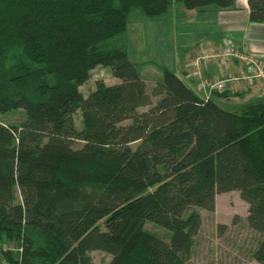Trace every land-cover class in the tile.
<instances>
[{
    "label": "trees",
    "instance_id": "1",
    "mask_svg": "<svg viewBox=\"0 0 264 264\" xmlns=\"http://www.w3.org/2000/svg\"><path fill=\"white\" fill-rule=\"evenodd\" d=\"M234 2L0 0V113L23 114L0 122V264H98L93 251L110 256L103 264H187L199 209L229 191L247 204L264 264V97L222 107L224 89L205 99L202 77L196 92L162 68L151 104L123 40L133 11ZM247 6L249 21L264 23V0ZM98 66L119 82L96 80L83 95Z\"/></svg>",
    "mask_w": 264,
    "mask_h": 264
},
{
    "label": "rangeland",
    "instance_id": "2",
    "mask_svg": "<svg viewBox=\"0 0 264 264\" xmlns=\"http://www.w3.org/2000/svg\"><path fill=\"white\" fill-rule=\"evenodd\" d=\"M172 26V8L167 14L156 18L143 17L136 10L131 14L127 30L123 36L129 59L138 63L140 67L141 77L146 85V94L151 104H154L160 97L156 92V83L161 75V69L176 70V68H173L174 64L172 61L173 57L176 56V50L178 46L180 47V43H175L177 33L172 29ZM223 48L221 49L223 50ZM221 51L211 54L204 52L202 55L207 56V62L213 59L219 65H225L230 61L231 57H227L226 61L216 57V55L221 54ZM238 52L243 53L244 51L238 50ZM212 54L214 58L211 57ZM240 55L247 56L242 59L237 57L243 62V68L240 72L225 77L215 75L213 77L228 79L233 76L239 77L241 74L245 75L246 78L250 76L247 80L229 82L223 88L228 85L239 84L243 85V88L253 86L251 89L254 91L257 85L251 84H256V81H264V59L251 52L249 55L244 53ZM249 63L253 64L247 65ZM251 65L257 66L259 71L257 70L256 73L250 72L249 66ZM185 68L191 72L193 77H202V81L197 86L201 88V93L197 92L196 89L194 90L206 99L209 96L208 89L200 85L205 80L203 79L205 75L201 61L199 63L198 58L190 60L185 65ZM255 74L259 75L252 77ZM96 80H102L108 85H114L119 82L112 75L109 68L98 66L91 72L90 79L79 88L83 95H87L89 91L94 89ZM204 89H207L206 97L202 93ZM243 90L245 91V89ZM243 94H246V92H243ZM251 96L254 100L260 98L258 96L264 97V85H262L259 93L251 92ZM247 97L246 95L237 98L230 97L219 99L218 102L222 107H230L231 109L251 101ZM148 108L149 105H146L140 107L139 110L145 111ZM22 115L20 111L0 113V122L17 124L21 120ZM81 117L80 111L74 114L75 124L79 128L81 127ZM16 196H18V191H16ZM199 212L202 222L194 236L187 264H257L253 258V253L261 237L258 232L247 225V204L240 198L237 191L217 194L215 209L213 211L199 209ZM144 228L158 237L168 238V231L159 225L148 222L144 225ZM90 256L92 261L98 264L106 263L110 259V256L102 251H93Z\"/></svg>",
    "mask_w": 264,
    "mask_h": 264
},
{
    "label": "crops",
    "instance_id": "3",
    "mask_svg": "<svg viewBox=\"0 0 264 264\" xmlns=\"http://www.w3.org/2000/svg\"><path fill=\"white\" fill-rule=\"evenodd\" d=\"M172 25V29L177 33L175 43H180L172 61L176 70H172L193 90L197 78L191 75L185 65L204 52L211 54L221 51L226 42L234 45L241 52L244 51L245 54L249 55L251 52L264 59V23L249 21L247 0H235L234 6L228 9H220L215 5L186 9L181 3H174ZM206 60L202 61V70L206 76L225 77L238 73L243 68V62L237 57H231L225 65H219L213 59L208 62ZM251 85H257L256 90L252 91L253 86L243 88V85L239 84L228 85L224 88L228 95L226 98L246 95L248 100H253L251 92L259 93L264 81H256V84Z\"/></svg>",
    "mask_w": 264,
    "mask_h": 264
},
{
    "label": "built area",
    "instance_id": "4",
    "mask_svg": "<svg viewBox=\"0 0 264 264\" xmlns=\"http://www.w3.org/2000/svg\"><path fill=\"white\" fill-rule=\"evenodd\" d=\"M220 53L221 54L216 55V57L221 58V60H225V61H226L227 57H239L240 59L247 57V56L240 55L243 53L245 54V52L239 53L237 48L232 44L226 45ZM212 56H213V54L211 55V57ZM206 58H207V56H205V55H201L200 57H198L199 63L201 60H204ZM250 64H253V63H249L247 65H250ZM257 70H258L257 66H255V65L249 66L250 72L256 73ZM258 75L259 74H255V75H252V77L258 76ZM249 78H250V76L248 78H246V76L243 74H241L239 77L233 76V77H230L228 79H217V78L213 77L212 80H210V81L205 79L203 82H201L200 85H202L203 88H207L208 90L207 89L206 90L209 92V91L214 90V89L223 90L224 89L223 87L225 86V84H227L229 82H234V81H239V80H247ZM3 249H6V247L3 246Z\"/></svg>",
    "mask_w": 264,
    "mask_h": 264
},
{
    "label": "bare ground",
    "instance_id": "5",
    "mask_svg": "<svg viewBox=\"0 0 264 264\" xmlns=\"http://www.w3.org/2000/svg\"><path fill=\"white\" fill-rule=\"evenodd\" d=\"M2 264H4V263H2Z\"/></svg>",
    "mask_w": 264,
    "mask_h": 264
}]
</instances>
